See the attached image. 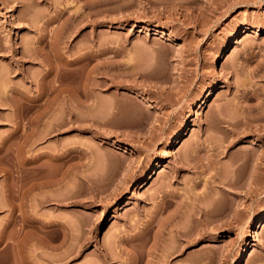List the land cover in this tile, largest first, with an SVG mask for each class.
<instances>
[{
	"label": "rangeland",
	"instance_id": "1",
	"mask_svg": "<svg viewBox=\"0 0 264 264\" xmlns=\"http://www.w3.org/2000/svg\"><path fill=\"white\" fill-rule=\"evenodd\" d=\"M24 1L0 0V89L38 92L47 64L23 49L63 22L61 57L52 43L47 60L62 68L51 84L68 88L22 149L0 104V235L11 188L33 226L6 229L31 264H129L136 249L141 264H231L247 238L239 264H264V223L251 234L264 210V0ZM4 243L0 264H12Z\"/></svg>",
	"mask_w": 264,
	"mask_h": 264
},
{
	"label": "bare ground",
	"instance_id": "2",
	"mask_svg": "<svg viewBox=\"0 0 264 264\" xmlns=\"http://www.w3.org/2000/svg\"><path fill=\"white\" fill-rule=\"evenodd\" d=\"M16 2L19 4L20 7H27L28 6V2H26L24 0H16ZM20 18H22V19L24 18L25 19V17H20ZM28 21H32V20H28ZM63 23L61 25H59V28H57V30H56V32L54 34L55 38L53 36V39H52L53 41L52 40H50V41L47 40L46 39V35H41V36L38 37V39L36 41L38 43L37 46H35V47H26V49L25 48L23 49V52H22V56L23 57H27L29 59H35L33 57H36V56H39V55L42 54V61H44L45 64H47V67H46L45 71L43 73H41V75H40L39 81H36V86H37V89H38V92H36L37 94L35 93L34 95L33 94L31 95L28 92L29 89H27V88H25L27 90H25V89L23 90V89H21L19 87H13V86H10L8 84H3L2 88H1L2 90L0 89V92H2V95L0 96V104L1 105L7 104L13 111V114H12L13 115L12 116L13 119L12 120H14V122H13L14 123V127H13L14 129L12 130V132H10L11 137L8 140H10L11 142L12 141L15 142V141H17L16 139L18 138L19 139L18 145H19V148H21V149H22L23 145L32 144L35 141L34 138H33V135H34V130H36V128H37L36 126L38 125L39 120L46 114L47 109L50 108L51 104L53 103V100L55 98H57L58 96H63L62 92L66 91L67 88H68V86H67L68 84H65V83H59L57 85H52L51 84L50 76H55L56 74H58V72L62 68L59 67V66L50 64V61L47 60V59L50 58V56H48L49 52L52 49L54 50L56 45H58L59 42L61 41L60 38L63 39L62 37L66 36V34H65L66 33L65 32L66 29H65V26H64ZM159 31L163 32L161 29H156L155 32L157 33ZM239 35L240 34H237L236 36H234L233 39L226 45V47L223 50L224 52H223L222 55H216L214 57L215 58V60H214L215 63H220L221 60L225 61V60H229L230 59V52L232 50V45L238 40V36ZM52 43H53V48L51 47ZM58 47H56V48H58ZM50 48H52V49L50 50ZM54 51H53V53L51 52V54L54 55L56 53V54H58L59 57H61L59 55L60 53H57L58 49H57V51H56V49ZM67 61H69V60H67ZM71 62H74V60L71 61ZM212 91H213V89L211 88L207 92L206 97L209 96L212 93ZM145 99L148 100V101H151L150 98H145ZM151 103H152V101H151ZM33 108H34V113L32 115H29V119H28V125H29L28 129H29V131L27 133H25V131H24V133H22V131L19 130V126H20V123L22 121L21 119L24 116V110L26 111V113H28ZM74 119L81 120V116L79 114H74ZM51 124H52V122H51ZM20 128H21V126H20ZM182 134H183L182 130L180 128H178L175 131V140L173 142L174 143H179L181 141ZM34 136H36V135H34ZM4 147H5L4 144L2 146H0V156H1V154L3 155V153H4V151H3L5 149ZM46 153H47L46 156L49 155L48 152H46ZM50 156H51V154H50ZM1 157H0V159H1ZM34 160L35 159H33V161ZM32 166H34V167L30 166V170L32 172H34L35 170H36V172H38V170L41 169V167L39 168V166L38 167L37 166L35 167V165H32ZM160 166H161V164L157 163L156 164V169L155 170L152 169L151 171L153 173H155L156 170L160 168ZM0 169H1V167H0ZM148 178L150 179L151 175L145 176L142 180H140L138 182L137 187L141 188L145 184H147V182L149 180ZM44 183H45V181H44ZM7 192H8V195H10V200H9V205H8V202H7L6 205L9 207V211L10 212L8 214V218L6 219L5 223L3 224L4 228L1 230L2 234L0 235V243L1 242H5L4 245H3L4 248L5 249H10L11 252H13L14 257H12V264H31V261L29 263L28 261H26L27 258L25 259L22 256L23 255L21 253L22 250L19 249L22 245H20V242H19L20 240H18V238H19L18 234L19 233L17 232V230H16V232L18 234H16L15 231H14L15 233L12 232V233L9 234L11 229L7 230L6 228H8V227L12 228L18 222V220L20 218L22 219V225H25V226L26 225L33 226V221L23 217L21 213L16 214V212H15L16 206H15V204L13 202V198L14 197L12 195L13 191H11V188H10V190H8ZM162 201H164V200H162ZM171 215H173V214H171ZM171 215H167L169 217L168 218L166 217V219H163V221L161 219V223L159 224L161 226V228L163 227V225L165 227V225H167L171 221L170 220L171 219ZM150 223H152V222L151 221L148 222L147 226L150 225ZM263 223H264V210L258 217H256L252 221V225H251V228H252L251 234H252V236H256L258 234L257 227L259 225L263 224ZM5 229H6L7 232L5 231ZM145 229H147L146 226H145ZM4 231L8 235L7 234L3 235ZM142 233L143 232L140 231V232H138V233H136L134 235L132 234L133 236H131L130 239L137 240V239L140 238L141 235H143ZM148 234H149V232H148ZM160 234H161V232L160 233H156L155 235H152L154 237L153 239H155V241L159 240L160 237H161ZM148 237L149 236H146V238H145V236H144L145 241H147L146 239ZM6 238L9 239V240H6ZM143 242H144V240H143ZM135 248L133 246V249H135ZM136 250L135 251L131 250L132 252L130 253V257H129V262H128L129 264H141V262L143 260V257H144L143 256V252H141L142 250H140V249H138V251H136ZM139 250H140V252H139ZM249 250H250V241L247 238L244 241L243 248L241 249V251L237 255H235V257L232 258L231 264H239L240 262L244 261L246 256H247V254L249 253ZM148 251L146 252V255H147V253H149ZM126 253L128 254V252H126ZM13 258L15 260L14 262H13ZM6 262H3V264H11V261L9 263V260H6Z\"/></svg>",
	"mask_w": 264,
	"mask_h": 264
}]
</instances>
